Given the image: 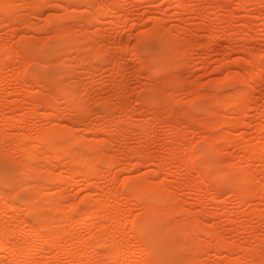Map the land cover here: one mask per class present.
I'll list each match as a JSON object with an SVG mask.
<instances>
[{"label":"rangeland","instance_id":"374dc122","mask_svg":"<svg viewBox=\"0 0 264 264\" xmlns=\"http://www.w3.org/2000/svg\"><path fill=\"white\" fill-rule=\"evenodd\" d=\"M0 136V264H264V0H0Z\"/></svg>","mask_w":264,"mask_h":264},{"label":"bare ground","instance_id":"6f19581e","mask_svg":"<svg viewBox=\"0 0 264 264\" xmlns=\"http://www.w3.org/2000/svg\"><path fill=\"white\" fill-rule=\"evenodd\" d=\"M18 50V49H17ZM158 67H160V65L158 66ZM161 70V68L159 69V71ZM157 71V70H156ZM54 104V103H53ZM53 106V105H52ZM80 106V105H79ZM13 121V120H12ZM15 121V120H14ZM17 123V122H16ZM19 123H20V120H19ZM11 124V123H10ZM15 125V124H14ZM17 125V124H16ZM13 126V125H12ZM2 135V134H1ZM3 136V135H2ZM6 137V136H5ZM72 137V136H71ZM0 138H1V136H0ZM2 139H3V137H2ZM4 139H6V138H4ZM68 140V139H67ZM3 141V140H2ZM0 142H1V140H0ZM70 145V144H69ZM71 148V147H70ZM67 151V150H66ZM68 153H69V151H68ZM93 162V161H92ZM93 172V171H92ZM5 196V195H4ZM9 199V198H8ZM3 228V227H2Z\"/></svg>","mask_w":264,"mask_h":264}]
</instances>
